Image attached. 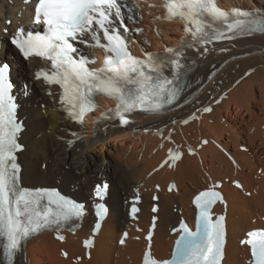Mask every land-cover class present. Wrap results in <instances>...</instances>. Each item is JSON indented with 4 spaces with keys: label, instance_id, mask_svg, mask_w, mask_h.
<instances>
[{
    "label": "bare ground",
    "instance_id": "6f19581e",
    "mask_svg": "<svg viewBox=\"0 0 264 264\" xmlns=\"http://www.w3.org/2000/svg\"><path fill=\"white\" fill-rule=\"evenodd\" d=\"M13 1L15 5L11 6L9 0H0V37L6 28L5 20L13 18L14 8L22 2ZM148 1L155 3L153 8ZM219 2L224 8L257 10L264 14V0ZM160 4L159 0H139L137 11L141 16L142 33L134 35L141 43V47L136 48L139 54L150 48L164 50L166 46L178 44L183 37L184 25L179 21H166ZM2 43L0 57L12 62L14 80L19 84L32 83L34 91L22 101L19 112L20 117L26 118V130L21 133V142L26 148L19 158L23 165V186L59 188L64 194L84 202L91 196L95 183L103 179L111 183L107 200L110 212L95 240L90 259L85 258L82 239L90 234L94 222L91 215L84 219L77 234H67L63 243L47 232L32 238L18 254L15 264H141L146 248L144 235L150 223L152 196L157 185L161 186L160 211L152 252L160 260L167 259L175 239L169 236V229L181 218L176 209H181L184 217H194L192 197L209 185L205 171L213 181L225 182L223 191L228 206L224 264H247L250 251L242 241L246 240L247 232L264 228L260 220L264 214V34L245 36L206 52L189 50L184 62L189 82L186 88L190 93L202 87L208 75L221 67L216 78L196 98L191 96L188 106L162 117L136 116L133 125L126 128L112 120H100L99 111L88 117L84 125L70 123L59 110L57 97L47 96L42 83L33 80L35 69L42 64L37 60L22 63L7 46L5 38ZM226 91V97L216 104ZM210 105L213 111L203 113V106ZM111 106L114 102L102 104L104 109ZM194 113L198 118L185 124ZM96 127H104L103 132L98 133ZM163 129V137L154 134L155 130ZM146 130L148 134L144 133ZM171 130V138L181 148L191 144L197 149L203 139H208L209 143L197 155L185 153L177 165L159 169L173 147L167 138ZM40 133H45L44 138H38ZM212 140L220 142L232 154L239 170ZM244 144L248 146H245L246 151L241 150ZM42 162L48 163L45 170L41 168ZM66 168L76 170L81 176ZM227 179L241 180L244 192L226 183ZM170 181L177 183V194L167 192ZM135 192L143 197L142 212L136 223L142 233L130 226L125 208V202ZM246 192H251V199ZM217 209L222 211L221 206ZM254 218L257 221L253 222ZM124 230L129 231L130 238L125 246H119ZM62 250L68 252V258L63 257ZM78 257L82 258L81 262H76ZM0 262H3L1 252Z\"/></svg>",
    "mask_w": 264,
    "mask_h": 264
},
{
    "label": "snow or ice",
    "instance_id": "6c2138e0",
    "mask_svg": "<svg viewBox=\"0 0 264 264\" xmlns=\"http://www.w3.org/2000/svg\"><path fill=\"white\" fill-rule=\"evenodd\" d=\"M122 7L119 0H37L34 23L43 25V32L19 29L11 40L25 58L50 62V70L37 72L36 79L60 87L63 110L79 123L84 122L88 112L95 110L97 95L117 102L116 109L106 118H118L121 126L129 124L127 114L136 110L161 114L174 105L183 91L181 81L187 70L182 63L185 47L199 51V47L214 40L264 34V16L259 13L239 9L224 11L217 7L215 0H166L167 19L184 20L189 40L180 48H167L164 54L146 53V59H140L130 54L126 38L121 34L120 27L128 31L124 27ZM75 42L103 48L106 53L103 67H89L95 60H89L74 46ZM207 50L205 47L204 51ZM8 72V65H0V240L3 241L0 247L4 257L0 264H14L16 254L30 239L46 230L59 232L85 214L84 204L58 191L22 186L21 168L17 163V153L22 150L19 143L22 125L17 120L18 105ZM203 111L208 113L212 108L206 107ZM188 151L193 154L191 149ZM169 157L175 163L182 159V153L170 151ZM236 186L241 187L239 183ZM107 188L106 183L98 185L95 196L102 200ZM216 201L223 202L219 192L211 189L200 192L194 200L199 211L195 231L181 222L173 229L179 236L172 258L158 261L149 252L144 264H220L225 217L213 219L211 209ZM97 209L98 217L106 211L102 204ZM137 211L135 206L131 208L133 216ZM99 227L97 223L95 228ZM247 236L242 243L250 246V264H264V230L251 231ZM57 238L64 239L62 235ZM90 246L91 241H86L85 247Z\"/></svg>",
    "mask_w": 264,
    "mask_h": 264
},
{
    "label": "rangeland",
    "instance_id": "374dc122",
    "mask_svg": "<svg viewBox=\"0 0 264 264\" xmlns=\"http://www.w3.org/2000/svg\"><path fill=\"white\" fill-rule=\"evenodd\" d=\"M236 68H237V67H236ZM36 100L39 102V98H37ZM41 108H42V110H43V114H44V113H45V112H44V108H43V107H41ZM46 111H47V110H46ZM44 135H45V133H40V134H38V138H39V139H42V138H44ZM243 146H247V145L244 144ZM247 147H248V146H247ZM43 164L46 165V168H47L48 163H46V162H42V164H41V168H42L43 170H45L46 168L44 169ZM66 171H73V172L75 173V175H77V176H81V174H77V173L75 172L76 170H74V169L66 168ZM259 172H261V171H259ZM248 198H249V197H248ZM249 199H251V198H249ZM255 219H256V218L253 219V222H255Z\"/></svg>",
    "mask_w": 264,
    "mask_h": 264
}]
</instances>
